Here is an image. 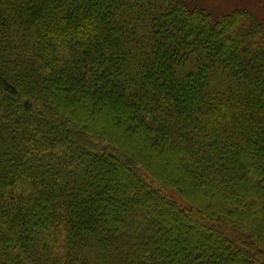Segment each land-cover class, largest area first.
<instances>
[{
  "label": "trees",
  "instance_id": "1",
  "mask_svg": "<svg viewBox=\"0 0 264 264\" xmlns=\"http://www.w3.org/2000/svg\"><path fill=\"white\" fill-rule=\"evenodd\" d=\"M207 4L0 0V264H264V5Z\"/></svg>",
  "mask_w": 264,
  "mask_h": 264
},
{
  "label": "rangeland",
  "instance_id": "2",
  "mask_svg": "<svg viewBox=\"0 0 264 264\" xmlns=\"http://www.w3.org/2000/svg\"><path fill=\"white\" fill-rule=\"evenodd\" d=\"M209 1V4H207V6H210V7H216L218 8L219 10L222 11H232L233 9L237 8V9H248L247 7V3L248 2H251L254 4V3H257L260 4L261 6L264 5V0H208ZM206 3V1H205ZM235 6H238V7H235ZM252 5H249V8H251ZM235 7V8H233ZM263 7V6H262ZM252 10H254L253 8H251ZM260 10L259 8L256 9L255 7V10H254V14L257 16V17H260Z\"/></svg>",
  "mask_w": 264,
  "mask_h": 264
}]
</instances>
